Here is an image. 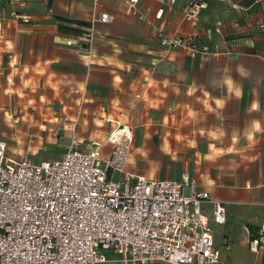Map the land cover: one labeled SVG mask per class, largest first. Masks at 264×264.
Listing matches in <instances>:
<instances>
[{"label": "crops", "instance_id": "obj_1", "mask_svg": "<svg viewBox=\"0 0 264 264\" xmlns=\"http://www.w3.org/2000/svg\"><path fill=\"white\" fill-rule=\"evenodd\" d=\"M0 0V140L7 156L61 158L124 125L133 135L126 168L149 178L188 172L225 204L214 226L218 264H264L251 240L264 228V0H139L148 23L124 0ZM102 11L114 22H100ZM16 13L30 16L23 22ZM221 23L220 32L215 31ZM197 34L207 56L166 52L158 30ZM119 122L120 124H117ZM113 145L106 143L104 152ZM145 264H166L153 261Z\"/></svg>", "mask_w": 264, "mask_h": 264}, {"label": "built area", "instance_id": "obj_2", "mask_svg": "<svg viewBox=\"0 0 264 264\" xmlns=\"http://www.w3.org/2000/svg\"><path fill=\"white\" fill-rule=\"evenodd\" d=\"M138 2L124 0L128 15L148 23L162 19L164 7L151 18ZM93 4L98 6V0ZM204 5L191 0L184 18L197 24ZM15 14L23 22L30 19ZM115 19L108 11L95 16L102 23ZM221 23L216 24V32ZM259 28L264 31V23ZM157 35L166 52L177 47L204 56L218 52L217 45L199 44L195 32L176 35L162 28ZM115 130L104 139H93L88 149L72 142L61 158L41 161L7 156L8 143L0 140V264L222 261L214 226L202 206L210 203L212 221L224 224L225 204L199 189L197 179L188 172L177 179L132 173L126 168L131 131L117 138ZM106 143L113 148L105 153ZM250 246L254 250L264 247V228Z\"/></svg>", "mask_w": 264, "mask_h": 264}, {"label": "bare ground", "instance_id": "obj_3", "mask_svg": "<svg viewBox=\"0 0 264 264\" xmlns=\"http://www.w3.org/2000/svg\"><path fill=\"white\" fill-rule=\"evenodd\" d=\"M125 130H128V133H130L129 129H123L122 127L121 128H116V130L114 131V135L118 137H120V134L123 133Z\"/></svg>", "mask_w": 264, "mask_h": 264}, {"label": "rangeland", "instance_id": "obj_4", "mask_svg": "<svg viewBox=\"0 0 264 264\" xmlns=\"http://www.w3.org/2000/svg\"><path fill=\"white\" fill-rule=\"evenodd\" d=\"M121 127L123 128L124 125H122ZM121 127H120V128H121ZM132 138H133V135H132ZM133 140H134V138H133ZM132 145H133V141H132V143H131V146H132ZM131 146H130V148H131ZM103 151H104V150H103Z\"/></svg>", "mask_w": 264, "mask_h": 264}]
</instances>
